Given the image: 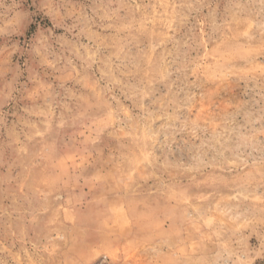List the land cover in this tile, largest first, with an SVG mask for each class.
<instances>
[{
	"label": "rangeland",
	"instance_id": "374dc122",
	"mask_svg": "<svg viewBox=\"0 0 264 264\" xmlns=\"http://www.w3.org/2000/svg\"><path fill=\"white\" fill-rule=\"evenodd\" d=\"M0 264H264V0H0Z\"/></svg>",
	"mask_w": 264,
	"mask_h": 264
}]
</instances>
